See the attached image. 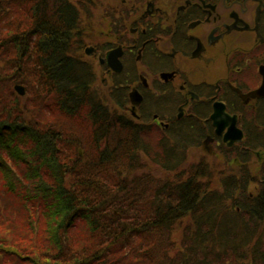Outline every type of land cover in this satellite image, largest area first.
I'll return each instance as SVG.
<instances>
[{
  "label": "trees",
  "instance_id": "trees-1",
  "mask_svg": "<svg viewBox=\"0 0 264 264\" xmlns=\"http://www.w3.org/2000/svg\"><path fill=\"white\" fill-rule=\"evenodd\" d=\"M88 6L0 0V264H264V179L241 202L232 178L181 172L178 143L159 152L173 177L147 170L149 130L106 106L77 50Z\"/></svg>",
  "mask_w": 264,
  "mask_h": 264
},
{
  "label": "flooded vegetation",
  "instance_id": "flooded-vegetation-1",
  "mask_svg": "<svg viewBox=\"0 0 264 264\" xmlns=\"http://www.w3.org/2000/svg\"><path fill=\"white\" fill-rule=\"evenodd\" d=\"M108 12L111 38L91 55L112 80L105 54L121 53L127 85L141 95V123L171 143L189 136L207 151L232 146V161L248 174L252 158L264 167V153L250 150L264 128V0H111ZM218 102L227 114L217 121L221 133L210 117ZM232 127L227 138L240 130L242 139L228 145Z\"/></svg>",
  "mask_w": 264,
  "mask_h": 264
},
{
  "label": "rangeland",
  "instance_id": "rangeland-1",
  "mask_svg": "<svg viewBox=\"0 0 264 264\" xmlns=\"http://www.w3.org/2000/svg\"><path fill=\"white\" fill-rule=\"evenodd\" d=\"M113 1V0H112ZM111 0H93V3H91L92 8L90 11V6H88V10L90 11L89 13H84V17L82 18L83 20V29L84 31L82 32V40L84 41L83 43L85 45H102L104 41L110 40V36L108 35L110 33V22H109V5H110ZM110 17V16H109ZM104 44V43H103ZM87 45V46H88ZM73 47H78L75 44H72ZM83 48V46H82ZM84 49V48H83ZM83 51V50H82ZM83 54V53H82ZM81 54V55H82ZM84 59H87L93 64V67L95 69L96 75H97V81L95 84L96 89L100 92L102 96H105V94L108 91L109 85H110V78H107L102 80V76H106L101 73V68L98 64L97 58L91 56H87L84 54ZM83 59V60H84ZM97 94V92H96ZM105 100V99H104ZM107 107L108 103L106 104ZM114 110L118 111V113L122 112L121 107H116ZM75 125V124H74ZM73 126V125H72ZM76 129L78 133L82 132L85 128H82L80 126H76ZM81 134V133H80ZM164 134L162 132H156L154 133L151 137L147 138L146 141L148 143V147L153 146V149L155 148L156 145L159 144L158 140L153 139L157 138L159 135ZM191 141H197L193 140L190 138ZM150 145V146H149ZM209 150L207 151L204 146H196L192 147L189 151V153L183 156V165L188 166V163L191 162V164L195 165H200L205 172L206 177L211 178V182L213 183L214 187L217 189L221 186V179L226 178V175H231L232 179H236L240 173H236L233 168L238 167L236 164H230L228 161V158H223L219 153L222 148H218L217 146H210L208 145ZM81 148V147H78ZM77 148V149H78ZM153 149H151L153 151ZM219 150V151H218ZM83 155V152H82ZM259 160L256 158H252L251 160V166L250 169L254 173H257L255 170L256 163H258ZM147 170L152 171L154 174L157 176H165L166 173H164L158 166L156 165H148ZM246 173V172H245ZM226 210H222L223 214L229 213V215H236L233 211V208L235 206V203L230 200L226 202L225 204ZM226 218V220L233 226V224L239 225L238 221V216L236 219H234L232 216ZM1 221H5L4 217L0 216ZM234 224V225H235ZM183 226L180 225V227L177 229L178 234L180 235L182 233ZM211 244L210 246H212ZM221 247V246H220Z\"/></svg>",
  "mask_w": 264,
  "mask_h": 264
},
{
  "label": "water",
  "instance_id": "water-1",
  "mask_svg": "<svg viewBox=\"0 0 264 264\" xmlns=\"http://www.w3.org/2000/svg\"><path fill=\"white\" fill-rule=\"evenodd\" d=\"M113 52H111V53H109L107 56H108V59H110V57H111V54H112ZM263 74H264V72H263ZM15 89L20 93V94H23L24 93V88L22 87V86H19V85H17V86H15ZM260 90H262V94H264V83H263V86L259 89V91ZM217 112V111H216ZM216 112L212 115V118L214 119V125H216L217 126V121H218V118H220L221 117V114L219 115V113L218 114H216ZM222 129V126L219 128H217V130L218 131H220ZM238 130V129H237ZM229 131H235V128L234 127H232L231 129L229 128V130H228V132ZM227 132V134L225 135V139H227V137H230L231 136V132L230 133H228ZM239 134H240V131H239ZM240 136H238V138H239ZM237 138V139H238ZM235 140V138H231V142L230 143H232L233 141ZM229 143V144H230Z\"/></svg>",
  "mask_w": 264,
  "mask_h": 264
}]
</instances>
